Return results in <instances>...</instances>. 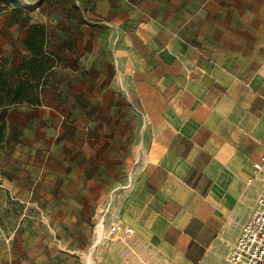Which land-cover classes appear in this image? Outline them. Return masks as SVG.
Returning a JSON list of instances; mask_svg holds the SVG:
<instances>
[{
    "label": "rangeland",
    "instance_id": "1",
    "mask_svg": "<svg viewBox=\"0 0 264 264\" xmlns=\"http://www.w3.org/2000/svg\"><path fill=\"white\" fill-rule=\"evenodd\" d=\"M43 1L0 0V67L11 82L31 22L46 26L58 55L40 105L0 108V264H156L142 240L110 230L144 116L106 60L109 35L90 26L135 21L208 56L255 52L262 62L264 0H109L100 14Z\"/></svg>",
    "mask_w": 264,
    "mask_h": 264
},
{
    "label": "crops",
    "instance_id": "2",
    "mask_svg": "<svg viewBox=\"0 0 264 264\" xmlns=\"http://www.w3.org/2000/svg\"><path fill=\"white\" fill-rule=\"evenodd\" d=\"M69 1L78 12L109 6ZM118 21L90 27L109 35L106 60L144 119L134 173L112 219L133 228L156 264H234L230 252L262 190L264 164L256 175L253 163L264 156V58L208 56L186 40L183 47L178 37Z\"/></svg>",
    "mask_w": 264,
    "mask_h": 264
},
{
    "label": "trees",
    "instance_id": "3",
    "mask_svg": "<svg viewBox=\"0 0 264 264\" xmlns=\"http://www.w3.org/2000/svg\"><path fill=\"white\" fill-rule=\"evenodd\" d=\"M22 18L17 15V18ZM25 54L15 69L17 78L11 82L8 73L0 69V108L42 103V92L46 78L58 59V55L48 50L47 28L44 24H30L24 39Z\"/></svg>",
    "mask_w": 264,
    "mask_h": 264
},
{
    "label": "built area",
    "instance_id": "4",
    "mask_svg": "<svg viewBox=\"0 0 264 264\" xmlns=\"http://www.w3.org/2000/svg\"><path fill=\"white\" fill-rule=\"evenodd\" d=\"M264 156L253 163L256 175L262 170ZM254 179L250 177L249 180ZM262 190L249 219L242 226L229 259L234 264H264V175L261 177ZM110 230L115 234L131 235L133 228L120 220H114Z\"/></svg>",
    "mask_w": 264,
    "mask_h": 264
},
{
    "label": "bare ground",
    "instance_id": "5",
    "mask_svg": "<svg viewBox=\"0 0 264 264\" xmlns=\"http://www.w3.org/2000/svg\"><path fill=\"white\" fill-rule=\"evenodd\" d=\"M130 178V177H129ZM110 207V202L108 203V207L107 209ZM105 216V215H104ZM105 219V217H103V220ZM107 234V233H106ZM102 235H103V231H102V227L100 228V237L95 239L92 246L94 247L95 245H97L100 241H102ZM89 264H92L91 259L89 258Z\"/></svg>",
    "mask_w": 264,
    "mask_h": 264
}]
</instances>
